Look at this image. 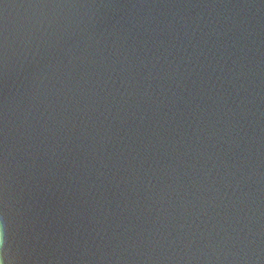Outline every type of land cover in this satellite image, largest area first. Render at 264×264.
I'll use <instances>...</instances> for the list:
<instances>
[{"label": "water", "instance_id": "obj_1", "mask_svg": "<svg viewBox=\"0 0 264 264\" xmlns=\"http://www.w3.org/2000/svg\"><path fill=\"white\" fill-rule=\"evenodd\" d=\"M0 259L264 264V0H0Z\"/></svg>", "mask_w": 264, "mask_h": 264}, {"label": "clouds", "instance_id": "obj_2", "mask_svg": "<svg viewBox=\"0 0 264 264\" xmlns=\"http://www.w3.org/2000/svg\"><path fill=\"white\" fill-rule=\"evenodd\" d=\"M4 243V228L0 226V248H3ZM0 264H7L6 260L0 259Z\"/></svg>", "mask_w": 264, "mask_h": 264}]
</instances>
